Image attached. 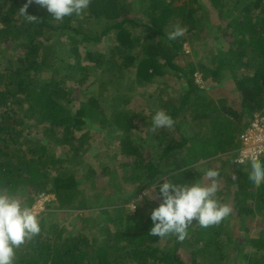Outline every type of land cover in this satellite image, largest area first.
I'll list each match as a JSON object with an SVG mask.
<instances>
[{"label":"trees","instance_id":"obj_1","mask_svg":"<svg viewBox=\"0 0 264 264\" xmlns=\"http://www.w3.org/2000/svg\"><path fill=\"white\" fill-rule=\"evenodd\" d=\"M177 1L90 0L83 15L57 21L35 0H0V190L17 197L24 189L26 200H20L28 206L43 195H53L52 204L47 201L45 206L56 205L57 210L39 213L41 232L16 249L14 264H187L182 257L186 248L191 264H213L217 258L224 263L225 249L230 258L242 252L241 264H264V184H250V169H243L249 163L235 162L241 135L256 114L264 115V0H210L214 7H227L218 32L228 48H221L219 55L213 47L206 57L203 47L201 58L184 65L177 62L184 43L198 36L193 32L199 18L209 16L200 0L181 5ZM24 8L37 19L29 22ZM96 22H104L101 32L93 29ZM177 26L186 31L170 40L169 33ZM105 39L113 42L109 50L92 48ZM230 64L233 71L222 79L235 82L232 93L241 99L239 106L228 95L214 96L217 87L225 86L217 72ZM197 71L203 80H216L212 96L205 93L211 86L200 88ZM44 72L73 79L74 85L44 82ZM167 74L178 80V89H166L162 80ZM92 78L99 87L94 91V84H87ZM151 85L153 92L139 90ZM78 90L82 103L72 109ZM177 92L179 97L174 96ZM138 94L144 99L133 107ZM161 109L175 123L153 131L152 116ZM94 113L100 115V126L93 123ZM115 128L122 136L115 154L129 171L123 180L133 186L134 195L166 174L164 179L177 184H210L204 172L190 166L211 162L209 168L219 171L218 184L225 181L218 199L223 203L222 196L233 197L232 228L224 232V221L208 228L193 221L183 241L174 235L151 236L150 211L161 202L158 191L155 199L141 196L135 214L126 219H117L113 207L100 210L115 229L106 224L85 235L63 226L68 214L88 208L90 195L97 193L96 178L101 175L97 167L104 162L105 172L117 163L112 162L116 158L106 160L110 153L104 157L91 152L94 135L101 132L97 136L102 150L104 137L110 130L113 135ZM137 131H145L152 144L144 148ZM260 159L264 161V153ZM58 211L61 220H47ZM260 216L262 220L257 219Z\"/></svg>","mask_w":264,"mask_h":264},{"label":"rangeland","instance_id":"obj_2","mask_svg":"<svg viewBox=\"0 0 264 264\" xmlns=\"http://www.w3.org/2000/svg\"><path fill=\"white\" fill-rule=\"evenodd\" d=\"M183 1H185V0L177 1L176 5H181ZM200 1L203 2L205 9L207 11V14L209 16V19L205 18V16L201 17L198 15V17H201V18H199L200 21L197 23V26L199 28H197L193 32V33H196V35H198V36L197 37L195 36L196 38L194 39V41H192L189 38L184 43V45H183L184 54L177 58V62H179L180 65H184L188 61H192V62L195 61L196 62V60L199 57L201 58V56H203V54H201L202 53L201 49L203 47L204 48L207 47V50L205 49L206 52L204 54V56H206V57H208V54L210 51H212L213 47L216 48L213 51L219 52V55H220V51H221L220 49L221 48H224V50H226L228 48V46H227L228 43L224 40V37L222 36V34L218 32V26H221V24L223 23V20L226 19L225 13L227 11H225V10L227 9V7H224L223 9H221L219 7H214L210 0H200ZM208 9H210V10H208ZM103 27H104V22H96V26L93 29H95L97 32H101L103 30ZM202 30H203V33L201 32ZM189 37H191V36H189ZM88 44L93 45L92 43H88ZM112 44H113V42L111 40L105 39L103 44H97L95 46H92V48L93 49H101V50L102 49L109 50L113 46ZM55 54H56V52H55ZM51 59H52L51 61L54 62V59L53 58H51ZM204 62H206V60ZM72 64H74V62ZM232 67H233V64H230V66H228V67L221 68V70H218V72H217L218 76H220L221 79L223 77L227 76L228 73H231L233 71L234 67L233 68ZM60 74L62 75L64 73H60ZM195 75L197 78L196 81L200 85V88L205 90L206 88L211 86V88H210L211 90L209 89L211 92L206 91L205 93H209V95L212 96L213 95V93H212L213 89H215V87H216L215 86L216 80H214L213 77L211 79H208V80H203L201 71H197ZM43 77H44V79H42V80L44 82L58 81L64 86V88H69V87L74 85V83L72 81L73 79H65V80L62 79L61 80V78H63V76H59L57 73H54V72H52V73L51 72H44ZM163 79L164 80H162V82H164V83L166 82L168 85V86H166V89H178L180 87V85L178 84V80L175 77H173V75L167 74V76H165ZM92 80H93V78L88 80L87 84L93 85L94 82H92ZM222 80H224L225 86L223 88L217 87L215 89L216 94H214V96L217 97L220 95H228V96H230V98L232 100L237 102V104L239 106L241 99L237 98L236 93H234V92L232 93V90H234L236 87L235 82L232 81L231 78L230 79L224 78ZM97 88L99 89L98 82L95 80V84H94V87L92 88V91L96 90ZM153 89L154 88H152V85L139 88V90H141L143 92L149 91L148 93L153 92L154 91ZM78 91H80V90H78ZM167 91H169V90H167ZM180 91H182V90H180ZM109 95H110V93L107 92L105 96H109ZM174 96L179 97L180 93H178ZM75 97H76V99H75ZM81 99H82L81 91L76 92L75 96H74V101L72 102L70 107H72V109H73L75 107V104H76V108L79 107V104L81 105V103H82ZM139 99L143 100L144 97H141V95L139 96V94H138V97L134 101V104H132L133 107H135L137 102L140 101ZM155 100H153V101H155ZM80 101H81V103H80ZM129 106H131V105H129ZM258 114H256V116ZM244 115L246 117H248V119L250 120V116L249 115L247 116L246 109L244 111ZM99 117H100L99 114H96V113L93 114V120H94L93 123L96 126L99 125V119H100ZM90 120L91 119H88L89 123H90ZM98 132L93 137V141H95V144H93L94 148H93V151H91L92 156L95 155L96 152H102L103 156L107 157L108 155H106V154L110 153L111 156L109 155V157H107L106 160H112L113 158H116L112 162H117V163L110 162L112 164L109 165V168L105 172H103L101 170V167H103V165H105L104 162H103L102 166L100 165L97 167L96 171L101 173V175L96 178V181H97L96 192L99 194H97L96 192H95L96 194L92 193L90 195L91 197H89L88 208L81 209V210L76 211L74 213L68 214L66 216L67 218L63 222V226L68 227L69 231H73V232L78 231L77 233H81V234H85V235L93 234L94 232H98L102 228L104 229L107 226L111 227L112 229H115V227L112 225L113 222H111V220L106 221V220H104L105 219L104 215L101 213L99 214L100 210H104L107 207H113L114 211L112 213L116 216L117 219L129 218V216L135 214V211L137 209V207H136L135 210L130 211L133 202L135 200L139 201L142 198L141 196L145 197L144 193L146 190H148L147 187L144 186L141 190H139V192H140L139 196L134 195L133 189H132L133 186L130 185V183H126L123 180V174H126L129 171L126 169H123L124 166H122V164H124V163L122 162L123 161L122 157L120 156L118 158L115 154L116 147L119 143V138L122 137L119 134L118 130L115 128L113 135H110L112 133L111 130L109 131L108 134H106L109 136L104 137L105 148L102 147L103 148L102 150H100L98 148L99 147L98 146L99 138L97 135L101 133V132L100 133H98ZM137 134L139 137V141L141 140V142H142V140H143L142 145L144 148L146 146H149V143L152 144L151 143L152 141L148 139V136H147L145 131H142V132L137 131ZM111 136H114L115 138L111 137ZM219 157H221V155H218L217 158H215V159H218ZM95 162L97 163V161H95ZM214 163L216 165H219L220 162L218 160H214ZM214 163H213V165H214ZM115 166L119 167L117 169V172L115 171ZM195 166L197 167V170H201L202 172L205 173L206 170H208V168L210 166H212V163L211 162L204 163V161H199L198 163H196L190 167H195ZM243 169L248 170V169H250V166L244 167ZM166 177H168L167 174L163 175L161 178L164 179ZM111 178H114L116 183H117V185L115 187L112 184ZM109 180H110V185L108 184ZM223 182L225 183L224 180H223ZM223 182H221L219 184L218 193L221 189L223 190V185H224ZM105 186H106V188H105ZM232 187L234 188L235 185ZM98 188H99V190H98ZM103 188H105V189H103ZM114 194H117V196L114 197ZM24 196H26V191L24 192V189H22L19 192L17 197L19 199L22 198V199L26 200V197H24ZM47 196L49 197L48 202H50V204H52L51 202L54 200V196L53 195H47ZM129 196L131 197L130 200H128ZM220 199L223 201V203L229 204L232 208L233 197L231 194H226V195L222 196V198H220ZM124 200L126 202H124ZM34 205L36 206V210L39 213L42 212V210H46L49 214H50V212L54 213V211H57V210H55L56 205L51 206V208H48L46 206L42 207V206L38 205L37 203ZM251 206H253V207L255 206L254 202L251 203ZM40 207H42V210L39 211ZM57 214H58L57 216H55L54 214L47 216V220L48 221H50V220L52 221V219L55 220L54 217H56L57 221L61 220L62 217L60 216V212L58 211ZM257 219L262 220L261 216ZM106 224H107V226H106ZM130 224H131V225H129L130 228L132 230H134L135 229V222H131ZM234 224H235V220H233L232 216L229 215L224 220V224H223L224 232L230 230ZM256 229H257V226L255 225V227H253V230L251 231L250 234L253 235V233L256 232ZM234 231L236 233H240L242 235H244L246 233V232H244L242 230H238V229H234L233 232ZM223 237H224V235H223ZM170 244H172V242ZM184 250H185V252L182 254V257L184 260H186L187 264H191V260L188 258L189 255L187 254V252H190V249L186 248ZM225 253L227 255L223 259L224 263H221L219 261L220 260L219 258H217V259L214 258L215 260H212V261H214L213 264H241V262L244 260V258H241L242 252H240V251H237L236 256L234 254V256L233 255L231 256V258L228 256L226 249H225Z\"/></svg>","mask_w":264,"mask_h":264},{"label":"clouds","instance_id":"obj_3","mask_svg":"<svg viewBox=\"0 0 264 264\" xmlns=\"http://www.w3.org/2000/svg\"><path fill=\"white\" fill-rule=\"evenodd\" d=\"M31 2L32 0H29V3ZM35 3L46 8L55 20L63 21L65 17L83 15L89 8L90 0H35ZM23 14L29 22L37 19L33 15H28L26 8L23 9ZM185 31L183 27L177 26L169 33L168 38L174 40L182 37ZM174 123L171 115L162 109L157 110L151 120L153 131L172 128ZM235 162L241 166L249 163L250 184L256 187L264 184V161H261L259 155L247 159L238 158ZM205 175L211 180L210 184L201 182L177 184L162 179L145 191L144 196L149 199L156 198L153 195L156 191L161 197L159 205L151 211L153 222L151 236L164 238L174 235L183 241L193 221L202 228H208L221 224L231 214V206L221 203L217 196L219 184L216 178L219 171L209 168ZM138 203L139 201L135 200L130 211L135 210ZM40 232L41 219L36 206H28L16 196L0 190V264H14L16 249Z\"/></svg>","mask_w":264,"mask_h":264},{"label":"built area","instance_id":"obj_4","mask_svg":"<svg viewBox=\"0 0 264 264\" xmlns=\"http://www.w3.org/2000/svg\"><path fill=\"white\" fill-rule=\"evenodd\" d=\"M242 146L238 151V158H250L253 155H259L264 153V115H257L251 122L250 127L241 135ZM49 200L46 195L41 196L37 202L38 205L44 207L45 202ZM40 207L39 211L42 210ZM43 211V210H42Z\"/></svg>","mask_w":264,"mask_h":264}]
</instances>
